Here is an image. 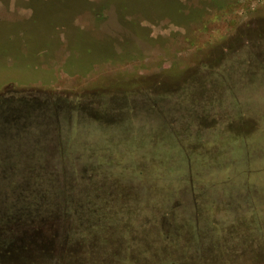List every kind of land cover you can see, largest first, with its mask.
<instances>
[{"label":"rangeland","instance_id":"1","mask_svg":"<svg viewBox=\"0 0 264 264\" xmlns=\"http://www.w3.org/2000/svg\"><path fill=\"white\" fill-rule=\"evenodd\" d=\"M7 84L100 100L61 112L47 161L168 185L195 224L175 232L176 264H264V0H0Z\"/></svg>","mask_w":264,"mask_h":264},{"label":"trees","instance_id":"2","mask_svg":"<svg viewBox=\"0 0 264 264\" xmlns=\"http://www.w3.org/2000/svg\"><path fill=\"white\" fill-rule=\"evenodd\" d=\"M74 96L79 101L72 104V96L48 89L7 84L0 90V264H140L150 257L145 263L176 264L186 258L185 252L174 253L175 232L194 221L180 218V203L170 198L175 191L163 194L168 185L96 179L100 165L57 177L61 173L47 161L53 155L47 148L61 112L76 107L91 116L98 107H86L91 102L86 98L100 102L91 92ZM246 124L254 127L251 120ZM56 150L63 154L60 145ZM145 168L132 166L137 176ZM179 181L197 216L195 186L189 179ZM140 194L145 201L137 204ZM140 240L146 245L142 251Z\"/></svg>","mask_w":264,"mask_h":264}]
</instances>
